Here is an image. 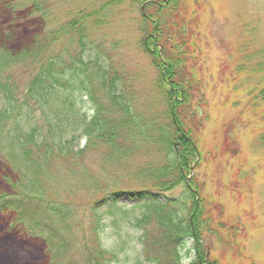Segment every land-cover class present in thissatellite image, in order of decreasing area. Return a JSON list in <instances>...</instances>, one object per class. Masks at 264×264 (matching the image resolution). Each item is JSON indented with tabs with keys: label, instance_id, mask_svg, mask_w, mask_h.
<instances>
[{
	"label": "trees",
	"instance_id": "trees-1",
	"mask_svg": "<svg viewBox=\"0 0 264 264\" xmlns=\"http://www.w3.org/2000/svg\"><path fill=\"white\" fill-rule=\"evenodd\" d=\"M124 1L104 0L100 6L91 1L81 10H67L64 21L54 0H0V13L10 18L8 27L0 21V143L9 159L16 160L13 167L23 174L22 183L33 173L37 176L54 156L79 159L94 147L108 146L114 162L127 166L128 174L116 176L114 164L110 180L94 181V191L105 196L94 202L92 211L102 224L107 217L111 220L109 225L97 223L100 252L114 262L123 253L127 264H184L186 244L196 241L201 247L216 206L203 196L194 175L202 153L188 125L196 114L189 42L180 21L173 18L181 0L131 3L143 7L140 45L159 70L151 91H146L149 101L144 108L125 80L126 73L118 70L112 57L116 48L104 47L94 34L111 22ZM19 71L28 73L25 83L16 78ZM100 93L102 98L97 97ZM254 93L256 103L264 102V77ZM157 100L161 110H156ZM82 140L84 148L75 152ZM138 143L147 147L143 156L149 158L141 165L136 163L135 150L142 148ZM258 144L264 145V135ZM29 166L26 171L22 168ZM122 178H129L135 187L120 184ZM26 186L25 191L1 193L0 212L15 213L27 234L42 241L51 262L59 264L69 250L60 226L66 218L51 203L47 206L41 193H34L37 185L33 190L29 182ZM123 199L137 204L120 205ZM136 209L142 210L138 217L133 214ZM149 214L164 230L161 239H148ZM128 228L141 233L137 242L141 247L148 243L152 257L130 254L133 241ZM109 229L119 238L110 249L102 244ZM87 257L98 261L91 252ZM188 258L191 264H202L197 253Z\"/></svg>",
	"mask_w": 264,
	"mask_h": 264
},
{
	"label": "rangeland",
	"instance_id": "rangeland-1",
	"mask_svg": "<svg viewBox=\"0 0 264 264\" xmlns=\"http://www.w3.org/2000/svg\"><path fill=\"white\" fill-rule=\"evenodd\" d=\"M54 1L64 21L69 9L81 10L91 1L98 6L104 3V0ZM132 1L125 0L116 8L111 22L94 34L102 38L104 47L116 48L112 57L119 72L123 69L126 73L125 80L134 87L143 107L149 101L146 91H151L159 70L140 45L143 7L131 5ZM177 9L173 18L180 21L187 33L190 48L187 58L191 59L189 67L194 69L189 73L196 80L195 101L191 102L196 114L189 118L188 125L202 153L199 160L202 164L196 166L194 175L203 196L216 206L211 220L214 232L204 233L201 247L196 241H188L187 250L182 253L184 264H191L188 254L193 258L196 253L202 264H264V145L258 144L264 135V102L254 100L255 87L264 77V0H181ZM4 14L0 13L1 26L8 27L10 18ZM18 73L16 78L25 83L28 73ZM102 96V93L97 95ZM160 104L159 100L154 102L156 110H161ZM85 144L82 140L75 152ZM138 144L142 148L135 150L139 151L136 163L141 165L149 158L143 156L147 147ZM15 161L9 159L0 143V194L24 190L29 182V190L37 185L34 193H41L47 206L51 203L62 213V219H66L60 226L68 237L69 250L57 261L59 264L128 263L123 253L114 262L111 256L100 252L97 223L109 225L111 220L107 217L102 224L92 211L94 202L105 196L94 191L95 179L105 184L115 173L114 164L116 176L128 174L127 166L114 162L108 146L94 147L79 159L54 156L38 170L37 176L33 173L24 183L19 182L24 176L13 167ZM30 167L22 168L26 171ZM128 179L122 178L120 184L134 186ZM135 204L126 199L120 201V205L129 208ZM141 211L136 209L133 214L138 217ZM149 216L152 218L148 239H161L164 230L157 226L153 215ZM127 231L134 245L131 244L130 254L139 252L152 257L153 250L147 249L150 245L141 247L137 242L141 233L129 228ZM115 235L109 229L102 240L105 248L110 249L119 242ZM88 252L98 261L90 260ZM0 264L54 263L40 239H28L16 216L2 213Z\"/></svg>",
	"mask_w": 264,
	"mask_h": 264
}]
</instances>
